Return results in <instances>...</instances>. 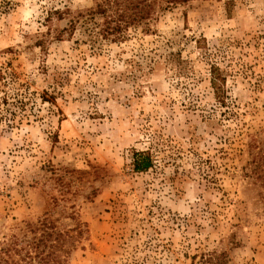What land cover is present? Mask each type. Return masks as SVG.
<instances>
[{
    "label": "rangeland",
    "instance_id": "374dc122",
    "mask_svg": "<svg viewBox=\"0 0 264 264\" xmlns=\"http://www.w3.org/2000/svg\"><path fill=\"white\" fill-rule=\"evenodd\" d=\"M101 1L0 0V248L46 218L60 264H264V0L157 1L119 34Z\"/></svg>",
    "mask_w": 264,
    "mask_h": 264
},
{
    "label": "trees",
    "instance_id": "16d2710c",
    "mask_svg": "<svg viewBox=\"0 0 264 264\" xmlns=\"http://www.w3.org/2000/svg\"><path fill=\"white\" fill-rule=\"evenodd\" d=\"M164 2L165 6L176 3H186L190 0H102L97 3L90 13H98L105 16V32L112 34L121 30V25L138 23L147 18L153 11L156 2ZM164 6V7H165ZM111 14L108 15V11ZM114 23L112 26L111 24ZM211 83L215 89L217 98L222 96L221 85L224 82L219 67L213 65L210 68ZM133 169L143 171L151 167L152 157L149 151L144 150L133 153ZM250 163L255 177L264 184V148H259L253 155ZM33 235L29 238H18L13 235L5 246L0 248V264H60L62 261L59 250L66 241L65 234L56 231L53 222L46 218L39 221V225L31 227ZM38 234L36 235V233ZM197 264H226L224 253L215 251L202 254Z\"/></svg>",
    "mask_w": 264,
    "mask_h": 264
}]
</instances>
